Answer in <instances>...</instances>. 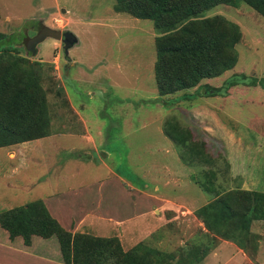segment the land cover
Here are the masks:
<instances>
[{
  "label": "rangeland",
  "instance_id": "1",
  "mask_svg": "<svg viewBox=\"0 0 264 264\" xmlns=\"http://www.w3.org/2000/svg\"><path fill=\"white\" fill-rule=\"evenodd\" d=\"M129 2L132 15L145 6V1ZM115 4V0H0V33L9 37L3 47L13 49L19 58L12 68L0 64V128L31 130L26 118L40 112L44 99L46 135L52 138L40 144L29 141L14 159L0 149V211L42 199L55 189L50 176H57L60 167L65 183L58 186L86 185L93 175H105L101 160L123 179L125 188L163 197L185 191L186 197L175 201L170 197L176 207H153L152 214L144 209L148 212L144 219L141 210L120 209L124 224L114 234L105 225L92 234L84 229L76 233L117 238L115 244L122 251L135 252L132 264H187L184 252L202 249L208 235L195 217L196 210L214 199L204 189L264 193V85H260L264 18L244 3L205 11L201 18L220 16L238 26L242 37L235 46L236 65L194 88L160 96L154 79L159 33L151 20L115 12ZM44 27L71 32L77 42L65 55L61 40L46 38L33 54L26 40ZM7 73L12 77L6 78ZM229 81L235 83L231 88L225 84ZM210 88L219 94L208 96ZM32 89L38 91L36 106ZM19 96L31 97L33 105L16 104ZM22 107L25 121L18 119ZM18 163L24 164L21 171ZM169 170L167 184L176 185L163 187ZM79 205L91 210L90 205ZM80 212L71 218L73 223ZM93 212L101 217L99 208ZM146 225L149 228L143 229ZM250 233L247 252L239 251L243 260L233 263L264 264V222L252 223ZM44 241L42 247L33 240L31 250L62 264L57 237ZM2 244L27 252L21 237L9 239L0 226ZM116 257L118 261L120 254ZM206 257L199 264L206 263ZM226 258L216 256L212 264H226Z\"/></svg>",
  "mask_w": 264,
  "mask_h": 264
},
{
  "label": "trees",
  "instance_id": "2",
  "mask_svg": "<svg viewBox=\"0 0 264 264\" xmlns=\"http://www.w3.org/2000/svg\"><path fill=\"white\" fill-rule=\"evenodd\" d=\"M115 1V12L132 15L129 0ZM134 1L136 3V0ZM141 1H145L143 10L138 9L132 16L136 19L151 20L159 33L155 40L154 79L160 96L194 88L202 80L218 78L236 65L235 46L242 37L238 26L220 16L201 18L205 11L221 4L237 8L244 3L264 18V0ZM7 36L0 33V64L6 63L12 68L19 58L15 57L13 49L3 47V44L9 41ZM13 37L20 38V36ZM11 77V73H7L6 78ZM227 82L225 84L226 86L229 84L230 88L235 85L234 81ZM260 85H264V79L260 81ZM210 89L208 96L213 97L219 94V90ZM9 92L11 95H16L14 91ZM37 92L32 89L35 106L37 101L34 99ZM16 100L18 101L16 104L23 103V106L32 104L31 97L27 99V97L19 96ZM40 106V112L37 114L32 112L33 119L27 116L26 121L21 113L24 107L17 111L18 119L22 118L25 122L32 124L31 130L26 128L19 132H12L9 129L0 128V148L48 137L46 134L49 121L44 112V99H41ZM204 190L205 193L214 196V199L196 210L195 216L201 221L208 235L203 237L205 243L202 249L193 247L184 252L186 257L184 261L187 264L201 263L216 246L218 238L233 242L246 251L252 223L264 222V193ZM0 226L7 232L9 239L21 237L25 246L31 244L33 236L42 239L57 237L64 264H132V260L136 257L132 250L122 251L119 245L115 244L117 238L72 234L65 231L50 216L41 201H32L1 211ZM114 251L120 254L118 261ZM157 254L159 255L158 252Z\"/></svg>",
  "mask_w": 264,
  "mask_h": 264
},
{
  "label": "crops",
  "instance_id": "3",
  "mask_svg": "<svg viewBox=\"0 0 264 264\" xmlns=\"http://www.w3.org/2000/svg\"><path fill=\"white\" fill-rule=\"evenodd\" d=\"M47 139H52V138L45 137L44 139L43 138L36 139L34 140V144H40L39 141L44 142V140ZM26 143H29V141L23 142L21 144H16L17 146L13 145L0 149H5L7 151V152L5 151L6 155L12 156L14 159L18 157V154L21 153V149ZM73 152H75V150H73ZM81 161L82 162L87 161V159L83 158V160ZM68 162L69 161H66L65 164H63V166L66 165ZM103 162L104 161L99 160V163L102 164L105 168V175L102 176L98 174L93 175L92 177H90V180L86 185H81V186H76L75 184L74 185L67 184L66 186H62V187L58 186L57 184L58 182L62 184L65 183V181L61 180L64 174L62 167H60V169L57 168L58 171L57 176L54 175L50 176V178H53L52 180H54L53 183H55V189H51L50 191H48L42 197V199H38L34 201H41L46 207L50 216L53 219H55L58 222V224L67 232L73 234L78 231L80 232L84 229L83 231L86 230L87 233L92 234L93 231L100 230V228L98 227L102 228L105 225L109 227V229L114 234L117 230L120 231L121 230L120 226L124 224V221H122V218L118 213L120 209H122V211L124 212H126V210L128 209L131 211H133L134 209H136L137 211L141 210L139 216L140 217L143 216L144 219V216L148 215V212L145 213L143 212L144 209L149 210V214L150 213L152 214L153 207H155V210H161V209L163 210L164 208H168V206L172 204L176 207V204L173 203L175 201L174 199H177L178 196L181 197L182 199H185L186 197V194H184L185 191H181V192L171 191L174 193L170 195L166 194L163 197V196H159L160 193L158 195H153V194L149 195L148 192L140 191L137 188H133V189L125 188L123 185V179L116 172H114L110 166H107ZM23 167H24L23 163L20 164L18 163L17 169L19 171H21ZM167 172L169 173H166L167 176H165L164 181L162 183L163 187L164 185L166 186L167 185L171 186V184L176 185V183L174 182L167 184L171 176V171L169 170ZM173 188L176 189L175 186ZM121 194H123L124 198L119 197L121 196ZM131 196H133L134 198H132ZM170 197L174 201L171 202ZM79 204H82V208L85 207V205H90L91 210L89 208L88 210H83L81 209ZM75 206H78V210H74ZM98 208L100 209L101 217L95 216L93 212L94 210L97 211ZM79 210H81V212L76 216L78 222L73 223L71 218L76 214V211ZM196 219L198 220L197 217ZM199 223L203 225L201 222ZM145 228H149V226L146 225L144 226L143 229ZM96 236H102V235L98 234ZM102 238H106V237H102ZM33 240H35L36 243L43 244L42 245L43 247L44 244H47L46 241L44 240H48V239L40 238L38 240L32 238L31 244L29 246H25L27 252H21L19 250L22 249H18L19 247L15 248L11 244L9 245L7 244L9 247H6L5 244H2L0 246V264H11V263L12 264H53L52 262L49 261V260L53 261V259L50 258L49 255L45 256V254H40V252L36 253L31 250V248H33L32 247ZM263 248H264V244L262 245V250ZM239 251L242 250L239 249L237 246H235L232 242L218 238V243L207 255L206 260L208 261L204 264H209V262L212 264L216 256L220 260L221 255H224V257L227 256L225 261L226 264H235V262L233 263V259L243 260L242 255H244V253L241 255ZM30 259L37 263H31ZM216 263L220 264V261ZM62 264L64 263L62 262Z\"/></svg>",
  "mask_w": 264,
  "mask_h": 264
},
{
  "label": "water",
  "instance_id": "4",
  "mask_svg": "<svg viewBox=\"0 0 264 264\" xmlns=\"http://www.w3.org/2000/svg\"><path fill=\"white\" fill-rule=\"evenodd\" d=\"M46 38L61 40L64 45L63 49L65 55L68 54V50L77 42L76 37L71 32L66 31L60 33L48 27H44L38 31L36 36L26 40V45L29 47L28 51L34 54V47H36V45H38L39 43H42Z\"/></svg>",
  "mask_w": 264,
  "mask_h": 264
}]
</instances>
